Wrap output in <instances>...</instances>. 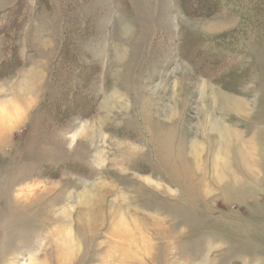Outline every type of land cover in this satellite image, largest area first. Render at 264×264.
<instances>
[{"label": "rangeland", "instance_id": "rangeland-1", "mask_svg": "<svg viewBox=\"0 0 264 264\" xmlns=\"http://www.w3.org/2000/svg\"><path fill=\"white\" fill-rule=\"evenodd\" d=\"M238 1L0 0V264H264V0Z\"/></svg>", "mask_w": 264, "mask_h": 264}, {"label": "trees", "instance_id": "trees-1", "mask_svg": "<svg viewBox=\"0 0 264 264\" xmlns=\"http://www.w3.org/2000/svg\"><path fill=\"white\" fill-rule=\"evenodd\" d=\"M245 1L248 4H254L255 0H240ZM180 4L183 7V9L187 10V12L190 15H213L220 13L221 11L226 10L229 13H233L235 11L236 6H239V1L237 0V5L232 3L231 0H180ZM231 2V3H230ZM259 1L257 0V3ZM230 5H229V4ZM241 6V5H240ZM6 17H0V28H3V26L8 23ZM21 19L19 18V21Z\"/></svg>", "mask_w": 264, "mask_h": 264}, {"label": "bare ground", "instance_id": "bare-ground-1", "mask_svg": "<svg viewBox=\"0 0 264 264\" xmlns=\"http://www.w3.org/2000/svg\"><path fill=\"white\" fill-rule=\"evenodd\" d=\"M214 128H215V126H214ZM230 138V137H229ZM246 150V149H245ZM245 152H247V151H245ZM247 158V157H246Z\"/></svg>", "mask_w": 264, "mask_h": 264}]
</instances>
